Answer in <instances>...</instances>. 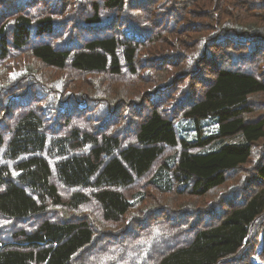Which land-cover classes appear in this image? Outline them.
<instances>
[{
  "label": "trees",
  "instance_id": "1",
  "mask_svg": "<svg viewBox=\"0 0 264 264\" xmlns=\"http://www.w3.org/2000/svg\"><path fill=\"white\" fill-rule=\"evenodd\" d=\"M261 92L264 0H0V264H264Z\"/></svg>",
  "mask_w": 264,
  "mask_h": 264
},
{
  "label": "rangeland",
  "instance_id": "2",
  "mask_svg": "<svg viewBox=\"0 0 264 264\" xmlns=\"http://www.w3.org/2000/svg\"><path fill=\"white\" fill-rule=\"evenodd\" d=\"M140 21H141L140 17L136 18L135 16H133V23L140 22ZM193 21L194 23L197 22L195 20ZM197 56H201L200 59L203 60V63L198 62L200 60L199 59L197 61V66L201 67L204 70H208V68H210L209 66L216 65V63L215 65L213 64L211 57L205 58V54H202V55L198 54ZM27 60L33 61L35 63L34 65H35V68H37V72L43 75V77H46L47 81H50V80L66 81L68 87H75V89H77L76 87L79 86L80 87L79 89L84 90L85 92L93 91L95 88L104 89L103 91L104 93H109L113 95V97L118 98V99L125 98L127 102H130L131 100H136L137 102L140 100L141 101L144 100L146 96L144 95L145 93H143L142 91L147 85H149V88L146 89V92H149V90H152V89H156L157 87L155 86L156 84H162V82L163 83L167 82L172 74V73L170 74L169 72H158L157 76L150 77L149 81H143L142 80L143 72L147 71L146 69H143V71L140 72L132 80L113 77V80L109 81L108 79L101 80L102 77H97V76H94L93 79H89L86 77V75L76 74L77 75L76 79L70 81L68 78V75H70L72 71H70L69 69L60 71V70H57L56 68H51L46 65H42L37 60L30 59V57L28 56H27ZM173 74H174V71H173ZM250 103L252 104V107H254V111L252 112L253 116H257L258 114L264 116V92H261L255 95L254 97L250 98ZM184 125L185 124L183 123L178 124V126H184ZM202 125L204 126V129L207 131L213 130V124L211 121L209 122H207V120L206 122L202 121ZM181 130L182 132H185V133L189 132V130L187 129L185 130L181 129ZM237 139L238 138L227 139L226 141L227 142L236 141ZM261 143L263 145H259L257 150H261L263 148L264 142H261ZM166 204H170L174 207H177L179 204H181V202L173 201L172 199L166 202ZM84 211L86 213H92L88 207H86ZM101 222L102 221L97 218L96 223L101 225ZM260 247H261V244L259 246L257 245L256 250H259ZM90 252L92 254L91 250ZM99 252H101V249L99 250ZM253 259L258 260L259 258H257V255H256V256H253Z\"/></svg>",
  "mask_w": 264,
  "mask_h": 264
}]
</instances>
